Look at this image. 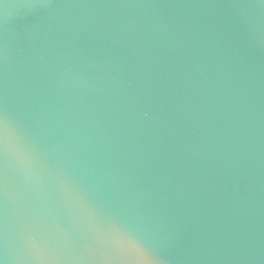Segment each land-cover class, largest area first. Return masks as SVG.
I'll return each mask as SVG.
<instances>
[{"label": "water", "instance_id": "water-1", "mask_svg": "<svg viewBox=\"0 0 264 264\" xmlns=\"http://www.w3.org/2000/svg\"><path fill=\"white\" fill-rule=\"evenodd\" d=\"M0 264H264V0H0Z\"/></svg>", "mask_w": 264, "mask_h": 264}]
</instances>
